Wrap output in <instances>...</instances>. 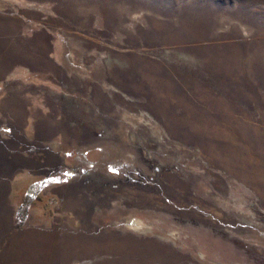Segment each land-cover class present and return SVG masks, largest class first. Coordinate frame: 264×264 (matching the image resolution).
Here are the masks:
<instances>
[{
	"label": "rangeland",
	"instance_id": "obj_1",
	"mask_svg": "<svg viewBox=\"0 0 264 264\" xmlns=\"http://www.w3.org/2000/svg\"><path fill=\"white\" fill-rule=\"evenodd\" d=\"M0 264H264V0H0Z\"/></svg>",
	"mask_w": 264,
	"mask_h": 264
}]
</instances>
